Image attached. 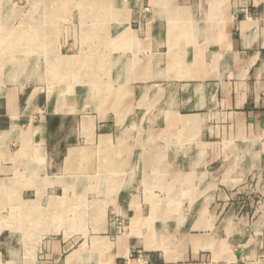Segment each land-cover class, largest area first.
Segmentation results:
<instances>
[{"label":"crops","instance_id":"1","mask_svg":"<svg viewBox=\"0 0 264 264\" xmlns=\"http://www.w3.org/2000/svg\"><path fill=\"white\" fill-rule=\"evenodd\" d=\"M15 1L0 259L31 243L34 264H264V0H45L67 3L58 46ZM41 51L67 67L53 93L25 86Z\"/></svg>","mask_w":264,"mask_h":264},{"label":"rangeland","instance_id":"2","mask_svg":"<svg viewBox=\"0 0 264 264\" xmlns=\"http://www.w3.org/2000/svg\"><path fill=\"white\" fill-rule=\"evenodd\" d=\"M10 2V1H9ZM35 3H37L35 5ZM12 5V3H9ZM14 5L18 7V10L23 13L24 16V27H27L26 19L29 18L31 15L34 14V17L39 18L40 22V38H41V46L50 42V44H57L60 43L61 38L63 37V33L65 32V26L67 28V3L64 2H57V3H48L45 0H16L13 2ZM35 6V7H33ZM39 6V7H38ZM42 7V8H41ZM34 8V9H33ZM37 9V10H35ZM45 9V10H43ZM34 10V11H33ZM32 11V12H31ZM32 13V14H31ZM61 13V14H60ZM66 24V25H65ZM48 33H51L49 36ZM48 35V36H47ZM49 38H51L49 40ZM47 46V45H46ZM51 52L48 51L40 52V59L41 63H43L39 67V76L41 81L39 82H27L25 83L26 88L35 87L40 88L41 91L46 92L48 91L53 93L54 90H57L59 87L64 85L62 82H49L47 79L49 76H59L65 75L67 73L65 63L58 57H55L54 65H49L47 63V59L50 58ZM47 63V64H46ZM66 69V70H65ZM25 70H27L25 68ZM31 71V68L28 69ZM57 92V91H56ZM74 230V227H68ZM8 248H16V244L14 242L7 243ZM21 247V245H18ZM31 243H24L23 247L25 250V258L16 259L15 257H7L0 259V264H34L33 259L30 257L31 255Z\"/></svg>","mask_w":264,"mask_h":264},{"label":"bare ground","instance_id":"3","mask_svg":"<svg viewBox=\"0 0 264 264\" xmlns=\"http://www.w3.org/2000/svg\"><path fill=\"white\" fill-rule=\"evenodd\" d=\"M37 3H35V5H36ZM33 7H35V6H33ZM39 7V6H38ZM36 8V7H35ZM42 8V7H41ZM34 9V8H33ZM35 10H37V9H35ZM43 10H45V9H43ZM34 11V10H33ZM32 12V11H31ZM61 14V13H60ZM78 185V184H77ZM82 185V184H81ZM84 185V184H83ZM77 188V187H76ZM84 204V203H83ZM88 205V204H87ZM101 208V207H100ZM87 211V210H86ZM99 214V213H98Z\"/></svg>","mask_w":264,"mask_h":264}]
</instances>
